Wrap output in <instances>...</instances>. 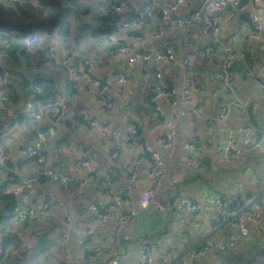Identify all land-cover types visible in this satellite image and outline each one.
Returning <instances> with one entry per match:
<instances>
[{"label": "crops", "instance_id": "1", "mask_svg": "<svg viewBox=\"0 0 264 264\" xmlns=\"http://www.w3.org/2000/svg\"><path fill=\"white\" fill-rule=\"evenodd\" d=\"M152 1L164 6L174 0ZM202 1L186 0L173 13V18L176 20L180 17L187 5L198 7ZM241 3L242 8L229 5L219 13L225 40L237 29L249 28V12H257L264 22V0H241ZM117 5L123 6L122 12L114 10L113 6ZM144 6L145 0H44L43 8L47 15L42 16L41 22L56 23L55 27H49L44 32L42 49L47 51L46 48L52 46L54 50L49 52L47 60L39 59L40 66L33 71L41 74L48 101L52 104L56 102L55 107H60L59 123L49 139L48 162L57 172L67 175L69 180L59 182L40 175L41 166L34 161L17 163L20 148L33 140L37 126L49 120L54 107L43 115L32 114L34 118L26 119L32 115H23L17 123H13V118L25 110V98L0 110V152L9 153L13 158V161L1 166L4 168L2 176L10 173L16 183L30 181L27 194L39 207L37 215L28 222L16 217L9 221V230L6 231L10 241L8 257L2 264H64L67 258L82 264L89 250L103 254L112 247L115 215L128 209L137 210L124 232L130 244H120L119 256L106 264H138L139 250L145 243L159 245L160 252L153 259V264H164V257L171 258L206 243L238 235L236 228L227 224H212L205 214H187L179 218L173 213L159 211L154 204L141 209L140 192L151 184V179L147 178V166L142 160L147 153L137 147L122 151L115 157V142L103 138L85 124L83 117L86 114L110 120L123 131L127 130L128 122H136L141 139L149 142L167 163L165 183L158 192L159 198L177 200L191 197L198 201H209L220 197L226 206H232L240 197L247 210L248 197L257 190L256 179L264 177V152L258 148H244L238 132L241 122L238 110L233 109L225 118L220 116V107L229 96H215L212 89L218 83L222 52L216 48L205 53L204 48L211 39L198 24L180 25L175 22L172 28L158 35L161 13L157 11L152 17L142 15ZM51 15L57 19H52ZM139 17H142L140 25L122 26L124 21ZM39 32L40 27L36 33ZM109 34L129 42L135 48L161 50L173 46L176 61L162 65L166 86H171V83L181 86V62L186 53L192 51L191 71L198 87L194 96L200 106V115L184 119L169 116L170 105L162 100L167 116H159L151 103L155 95L158 64L154 59L129 64L126 55L119 53L115 40L110 39ZM247 48L253 56L255 69L264 78V39L249 42ZM75 54L90 57L95 71L105 77L122 71L129 73L130 82L125 88L113 80L110 91L115 103L111 109H101L97 89L76 92L72 87L64 61L68 55ZM234 79L236 91L244 99L258 104L253 124L257 132H264V90L252 79L243 76L240 62L239 69H235ZM37 88L40 87L36 86V91L31 95L38 93ZM40 89L43 94L44 89ZM168 119L177 126L178 147L172 157L157 140L159 135L166 132ZM230 129L238 132L236 144L243 148V152L236 158L225 159L218 146ZM191 140L203 143L200 161L205 166L191 164V155L183 148ZM81 153L92 159L95 173L111 180L109 189L112 192L109 196L99 198L97 186L89 184L82 187L78 184L77 179L88 174V170L79 165L78 156ZM133 174L137 182L133 184L132 191L123 194L128 178ZM13 195L19 204V194L14 192ZM91 202L109 208L112 206V216L108 222L99 220L97 213L89 207ZM44 203L47 209L41 211ZM248 225L251 234L240 238V243L234 248L222 254L197 258L194 263L264 264V211L258 222L249 221ZM63 226L67 239L60 235ZM80 226L91 231L87 242L89 249L78 244L76 229ZM29 245H32L31 250Z\"/></svg>", "mask_w": 264, "mask_h": 264}, {"label": "built area", "instance_id": "2", "mask_svg": "<svg viewBox=\"0 0 264 264\" xmlns=\"http://www.w3.org/2000/svg\"><path fill=\"white\" fill-rule=\"evenodd\" d=\"M0 3L5 5L14 4H36L38 0H0ZM186 3V0H174L164 6H159L158 3L152 0H145V6L142 15L152 17L157 11L161 13V22L158 26V35H161L165 29L172 28L177 22L182 25L184 23L198 24L202 26L206 34L209 35L211 41L204 48L206 54L218 48L222 52V62L217 73L218 83L213 87L212 92L215 96L228 95L229 99L220 107V116L225 118L233 109L238 110L240 115V133L244 148L253 147L261 149L264 152V132H257L254 128L253 120L257 116L258 104L251 100L244 99L237 91L234 79V64L238 60L241 63L242 74L245 77L252 79L259 87L264 90V78L255 69L253 56L248 51L247 44L249 42H260L264 39V22L261 16L255 12H249L247 19L249 21L248 29H237L229 35L228 40H225L222 31L221 20L219 13L229 5L243 7L241 0H203L198 7L187 5L183 14L176 20L173 18V13L178 10L181 4ZM116 12H122L123 6H113ZM142 23V17L130 19L123 22V27L129 25L138 26ZM110 39L115 40V46L119 53L126 55L128 63L134 64L137 61H149L154 59L158 64L155 71L156 82L154 86L155 95L151 98V103L155 107V111L161 117H166L162 106V100H165L170 105V115H176L178 118H186L189 116H199L200 106L195 98L197 92V82L191 71L192 51L186 53L181 62L183 77L180 87L177 85L166 86L164 83L163 66L172 64L176 61V54L173 46H167L165 49H144L135 48L129 42L116 37L114 34H109ZM140 38V36H138ZM44 41L40 34H33L23 39V43L28 48L40 46ZM237 44V45H236ZM236 45V46H235ZM0 46L6 47L12 52L15 49L14 45L8 39L0 41ZM49 52H53L52 46L48 47ZM66 73L72 81V87L76 92H82L88 88H95L99 91V101L101 109H111L115 103V98L110 91V86L114 81H117L122 88L130 82L129 73L126 71L118 72L111 77H105L98 74L93 68L91 58L79 55H68L64 61ZM0 76V100H3L4 85L1 83ZM34 95H29L25 101V110L18 113L13 118V123H17L25 111L32 110L33 101L36 95H42V90L37 88ZM85 124L97 131L103 138L109 139L114 143L113 156L118 157L122 151L135 149L140 147L147 154L142 156V160L147 166V178L151 179V184L141 190L139 195V204L141 209H146L150 204H154L159 211H166L175 214L177 217L205 214L208 216L212 224L230 225L238 230V235L230 237L215 243H206L197 248H193L186 252L176 254L171 258L164 257V264H195L197 258H203L209 254H222L223 252L234 248L240 243V238L248 237L251 234V229L248 225L249 221L258 222L264 211V177L256 179V192L249 195L246 204L241 198H237L234 205L226 206L220 197H214L209 201H198L191 197H181L177 200L171 198H159L158 192L165 183L167 173V163L161 154L146 141H143L139 135L138 125L136 122L130 121L127 123V130H122L117 124L110 120L93 118L89 115L83 117ZM60 120V107L54 106L49 120L41 123L36 128V133L32 141L23 145L19 152L17 163H25L34 161L41 166L40 175L48 178H53L59 182L69 180L67 175L57 172L49 165L48 162V145L49 139L55 133L56 127ZM166 132L157 137L158 142L166 150L169 157H172L178 147L177 126L170 119L167 120ZM238 132L230 129L227 132L225 140L218 146L221 156L225 159H233L243 152V148L237 146L236 139ZM1 139V135H0ZM1 147V146H0ZM203 143L197 140L187 141L183 148L191 155V164L205 166L201 162L200 154L202 152ZM13 161L11 154L0 152V165L4 166L8 161ZM80 166L88 170L86 176H81L77 179L80 186L85 187L89 184L97 186V196L99 198L109 196L112 192L109 187L111 180L103 177L102 174L95 173L93 169V161L85 153L78 156ZM14 163H16L14 161ZM92 169V171H91ZM137 182L135 175L128 178V184L123 192L127 194L132 191L133 184ZM30 181L26 183H16L14 176H0V194L11 195L17 192L20 196L18 204L17 220L28 222L37 215L38 204L34 199H30L27 191L29 190ZM22 200V202H21ZM91 210L95 211L99 220L102 223L108 222L112 216V206H100L96 203H89ZM47 209V204L44 203L41 211ZM244 209L247 211L245 212ZM137 213L135 209L121 210L115 215V224L113 229L114 241L112 247L103 254L89 250L83 257L82 264H106V262L120 254V244H130V240L124 235L132 218ZM69 217L67 221L69 222ZM67 223V222H66ZM65 223V224H66ZM64 226L61 228L60 235L63 239H67V232H64ZM78 234V244L84 248H88V239L91 231L84 226L76 229ZM29 250L32 245L28 246ZM89 249V248H88ZM160 252L157 243H145L139 250L138 264H153V259ZM8 252L5 249V226L0 222V261H3ZM61 264V263H60ZM64 264H77L74 259L67 258Z\"/></svg>", "mask_w": 264, "mask_h": 264}, {"label": "trees", "instance_id": "3", "mask_svg": "<svg viewBox=\"0 0 264 264\" xmlns=\"http://www.w3.org/2000/svg\"><path fill=\"white\" fill-rule=\"evenodd\" d=\"M42 1L44 2V0H39L37 5H5L0 3V41L3 39H8L17 49L14 55L7 54L4 51L5 47L0 46V76L6 81L3 91V100H1L2 104H0V110H5V105L19 103L22 98L27 100L28 96L36 91V86H39L40 88L42 87L44 90L42 95H36L35 98L32 99V114H46L50 112L51 108L56 104V102L52 104V102L48 101L49 97L45 94L46 85L43 82V78L40 73L33 71V69L39 68V59H48L49 49L46 48L47 51L42 49L43 45L41 44L40 47H34L33 50H31L28 49L23 43V39L25 37L36 33L34 29L35 27H40L43 34L49 27H55V21L50 23L41 22V20H43L42 14L44 12ZM50 17L54 20L57 19L52 15ZM40 55L42 58H40ZM10 56H14V58L17 59L18 65H15L14 67L9 65L7 58ZM21 59H26L29 62L21 61ZM31 61L35 62L31 63ZM5 88H8V90H5ZM34 115L27 117L26 119L34 118ZM0 170H3L0 172V176H2L4 168H1V165ZM9 175L11 174L7 173L5 177ZM17 209L18 202L16 201L13 194H0V222L5 226V249L7 250L8 242L10 241H8L9 236L6 235V231L9 230V221L12 218L14 219L18 214ZM7 257L8 254L5 259H7Z\"/></svg>", "mask_w": 264, "mask_h": 264}, {"label": "rangeland", "instance_id": "4", "mask_svg": "<svg viewBox=\"0 0 264 264\" xmlns=\"http://www.w3.org/2000/svg\"><path fill=\"white\" fill-rule=\"evenodd\" d=\"M46 15H47V12H43L42 16H46ZM34 29H35V32L39 30L38 27H35ZM39 33H40L42 36H44L43 33H42V31L39 32ZM50 38H51V37H50ZM44 39H45V38H44ZM27 48H28V47H27ZM28 49L33 50V48H28ZM4 51H5L7 54H13V55H14V53H16L17 49L15 48L14 50H12V52H10V50L7 49V48L5 47V48H4ZM40 56H41V55H40ZM40 58H42V56H41ZM7 60L9 61V65L12 66V67H14L15 65H18V61H17L16 58H14V56H10V57H8ZM21 61L29 62V61L26 60V59H21ZM33 62H35V61H31V63H33ZM1 83H2V85H4V84L6 83V81H5L4 78H3V79L1 78ZM5 90H8V88H5ZM2 97H3V96H2ZM0 104H2L1 100H0ZM5 106H6V105H5ZM32 113H33L32 110H28V111H25L24 115H26V116H30V115H32ZM52 135H53V134H52ZM50 137H51V136H50ZM6 250H7V249H6ZM5 260H6V259H4L3 261H0V264L4 263Z\"/></svg>", "mask_w": 264, "mask_h": 264}, {"label": "water", "instance_id": "5", "mask_svg": "<svg viewBox=\"0 0 264 264\" xmlns=\"http://www.w3.org/2000/svg\"><path fill=\"white\" fill-rule=\"evenodd\" d=\"M234 68L236 69V70H238L239 69V61H236L235 62V64H234ZM26 250L24 249L23 250V252H25ZM21 253V252H20Z\"/></svg>", "mask_w": 264, "mask_h": 264}, {"label": "clouds", "instance_id": "6", "mask_svg": "<svg viewBox=\"0 0 264 264\" xmlns=\"http://www.w3.org/2000/svg\"><path fill=\"white\" fill-rule=\"evenodd\" d=\"M35 34H38V33H35Z\"/></svg>", "mask_w": 264, "mask_h": 264}]
</instances>
